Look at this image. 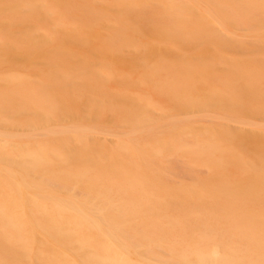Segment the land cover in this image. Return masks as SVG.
I'll use <instances>...</instances> for the list:
<instances>
[{
	"label": "bare ground",
	"instance_id": "1",
	"mask_svg": "<svg viewBox=\"0 0 264 264\" xmlns=\"http://www.w3.org/2000/svg\"><path fill=\"white\" fill-rule=\"evenodd\" d=\"M0 264H264V0H0Z\"/></svg>",
	"mask_w": 264,
	"mask_h": 264
},
{
	"label": "rangeland",
	"instance_id": "2",
	"mask_svg": "<svg viewBox=\"0 0 264 264\" xmlns=\"http://www.w3.org/2000/svg\"><path fill=\"white\" fill-rule=\"evenodd\" d=\"M176 166V173L178 174L177 175V177H181V176H184L185 175V173H188L189 172V170L187 169V168H185L187 171L186 172H183V170H185L183 167H182V165H181V163H179V162H175L174 163ZM179 167V168H178ZM187 177V175H185L184 176V178H186ZM211 206V208L213 209V211L214 212H217V208H216V206L215 205H210ZM244 207H246V208H252V206L250 205V204H248V203H245L244 205H243ZM197 209H202L201 207H199V206H197Z\"/></svg>",
	"mask_w": 264,
	"mask_h": 264
}]
</instances>
